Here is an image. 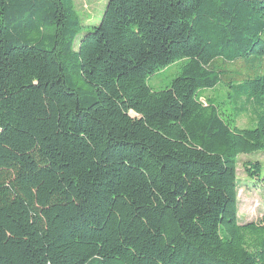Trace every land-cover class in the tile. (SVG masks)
<instances>
[{"label": "trees", "instance_id": "trees-1", "mask_svg": "<svg viewBox=\"0 0 264 264\" xmlns=\"http://www.w3.org/2000/svg\"><path fill=\"white\" fill-rule=\"evenodd\" d=\"M78 27L72 0H0V264H264L236 198L264 111L239 129L201 102L239 61L262 107L264 0H108L74 51Z\"/></svg>", "mask_w": 264, "mask_h": 264}, {"label": "rangeland", "instance_id": "rangeland-1", "mask_svg": "<svg viewBox=\"0 0 264 264\" xmlns=\"http://www.w3.org/2000/svg\"><path fill=\"white\" fill-rule=\"evenodd\" d=\"M73 10L78 18V33L73 40L72 48L77 51L81 38L92 29L98 26L108 0H72ZM264 41V34L261 36ZM182 62H176L164 68L147 80V86L153 91L164 90L169 87L171 81L178 76ZM220 67L225 71V76L213 89L203 92V105L213 104L222 117L234 120L235 126L239 129H250L255 126V114L264 111L262 107L251 104L245 105V99L238 97L232 90V86L243 83L245 78L252 77L254 71L243 62L232 64L223 63ZM259 73L264 72V61L258 69ZM87 88V85H84ZM244 107L238 115L232 117L235 111ZM257 110V112H256ZM246 162H258L261 171L255 178L247 176L244 168ZM236 198L237 218L240 225L253 222L257 225H264V152L241 154L237 157L236 163ZM251 211V212H250ZM251 219V220H250Z\"/></svg>", "mask_w": 264, "mask_h": 264}, {"label": "bare ground", "instance_id": "bare-ground-1", "mask_svg": "<svg viewBox=\"0 0 264 264\" xmlns=\"http://www.w3.org/2000/svg\"><path fill=\"white\" fill-rule=\"evenodd\" d=\"M251 212V211H250ZM251 220V219H250Z\"/></svg>", "mask_w": 264, "mask_h": 264}]
</instances>
